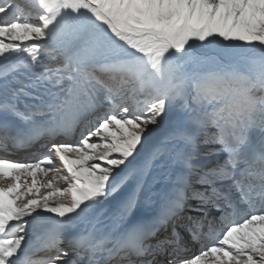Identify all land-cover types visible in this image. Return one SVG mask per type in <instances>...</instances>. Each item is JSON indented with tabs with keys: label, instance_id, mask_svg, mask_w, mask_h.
Masks as SVG:
<instances>
[{
	"label": "snow or ice",
	"instance_id": "1",
	"mask_svg": "<svg viewBox=\"0 0 264 264\" xmlns=\"http://www.w3.org/2000/svg\"><path fill=\"white\" fill-rule=\"evenodd\" d=\"M216 41L227 56L235 44L260 55L246 72L201 78L188 103L174 58ZM0 65L11 97L0 101V150L28 152L0 156V264H264V0H0ZM194 104L211 110L188 113ZM180 110L185 126L149 158H165L172 187L141 209L135 162ZM192 177L203 186L191 191L196 215L180 217ZM109 203L132 221L125 232L68 234ZM38 221L48 233L34 251Z\"/></svg>",
	"mask_w": 264,
	"mask_h": 264
},
{
	"label": "bare ground",
	"instance_id": "2",
	"mask_svg": "<svg viewBox=\"0 0 264 264\" xmlns=\"http://www.w3.org/2000/svg\"><path fill=\"white\" fill-rule=\"evenodd\" d=\"M23 2V0H21ZM221 46V45H220ZM192 48V47H190ZM193 49V48H192ZM195 49V48H194ZM196 51V50H195ZM100 52V51H99ZM103 51H101L102 53ZM98 54V52L96 53ZM95 54V55H96ZM96 58L99 60H102L104 57H100L99 54L96 55ZM26 82V81H25ZM20 85L17 83H12L10 85L11 88H18ZM5 98H11L10 93L6 97L5 95V90L3 88V81L0 80V101L4 100ZM25 99L26 102L31 103V100H28L27 98ZM177 112L173 111V113L170 114L168 117L166 123L162 126L161 129L155 130L149 141L146 143L145 149L142 152V155L138 157L137 162H135L138 166L144 167L145 171L143 176L140 178L142 184H143V190L140 193V199H141V209L145 207L144 201L148 197H155V194L161 192L165 188H171L172 184L171 181L167 179L166 173H167V167L165 166V158H160L155 161H153L149 165V158L151 155V152L153 148L157 145H159L164 139H165V132L170 131L174 128H180L176 127L173 125V123L176 120ZM183 127V126H181ZM11 156L12 158L15 159H20L22 157H25L28 155V152L25 151L24 149L21 150L20 152H16L15 154H6V153H1L0 151V156ZM198 160L194 161L197 162ZM58 162V161H57ZM59 164V162H58ZM51 179V176L48 177ZM137 180L132 179L130 180L126 187L124 188V194H127L131 191H134L136 188ZM198 185V184H193L191 186ZM189 189V188H188ZM199 189V188H198ZM199 190H203V187H201ZM119 198V197H118ZM197 202L194 199H191L190 202ZM198 203V202H197ZM209 211L214 212L213 209H210ZM193 213V212H192ZM46 218H50V214H43ZM143 215L142 211H138L135 216L139 218L140 216ZM179 215H182L179 213ZM184 215V214H183ZM187 217V216H186ZM59 219V218H56ZM132 226V221H130L128 218L120 219L117 216V213L113 207L112 203H109L102 208L98 209L96 213H94L93 217L88 220V221H77L73 227L67 229L68 234L77 237L80 235H87L88 233H91L93 236L99 238V237H104V236H119L123 232L126 231V229L130 228ZM48 233V229L46 232V236ZM45 237L38 236L37 238H34L31 240V247L35 251L36 249H40L44 246L45 243ZM152 243H155V241H152ZM107 247H111V243L109 242ZM68 248V247H66ZM68 251H71L68 248ZM51 253L45 252L41 253L38 256L34 258H39L43 257L46 255H50ZM103 254H101L102 258ZM81 264H88V259L87 256H81ZM133 259H137L136 257H133ZM157 260L160 259V256L156 257ZM112 264H116L115 259L113 260Z\"/></svg>",
	"mask_w": 264,
	"mask_h": 264
},
{
	"label": "rangeland",
	"instance_id": "3",
	"mask_svg": "<svg viewBox=\"0 0 264 264\" xmlns=\"http://www.w3.org/2000/svg\"><path fill=\"white\" fill-rule=\"evenodd\" d=\"M225 44L227 42H224ZM221 45V46H220ZM237 49L235 55L227 56L224 54V45L220 43V41H216L213 45H205L201 47L199 43L193 44L192 48H189L187 53L183 57L174 58L176 63L179 64L181 72L184 74L186 78V95H187V102L192 103V96L195 92V84L201 78L209 76L214 73H223L228 71H238V72H246L249 70L250 62L252 57H258L260 55V49L257 48H241L239 44L229 45V48ZM195 48V49H194ZM196 50V51H195ZM100 57H104L107 55L105 52H98ZM96 54V55H98ZM2 67V65L0 66ZM196 111L193 113V108L189 107L187 109L188 113L193 115L200 114L202 110H211V107H218V104H213L211 107H207L206 109L204 106L199 104L193 105ZM177 116L176 120L173 123L176 127L185 126V121L187 116L185 115L183 110L176 111ZM259 144V137L257 136L253 142V147H258ZM217 159V157H208L206 160L201 158L198 160L199 162L205 163L210 162ZM57 166L60 165L56 162ZM192 182H196L195 177H192ZM202 186V185H201ZM195 189V188H194ZM198 189V188H196ZM210 210V209H209ZM188 215L192 214L191 212H187ZM180 217H186V215H180ZM179 221V220H178ZM181 222V221H180ZM185 223V220H183ZM180 225L179 223H177ZM46 226V227H45ZM47 225L40 224L37 222L33 234L31 236V240L37 238L38 236L45 237L47 232ZM182 235L188 237L186 233L183 232V229H180ZM61 248L68 251L64 243H61ZM197 245H193L189 247L190 251H195ZM70 259H73V255H71V251H69Z\"/></svg>",
	"mask_w": 264,
	"mask_h": 264
}]
</instances>
